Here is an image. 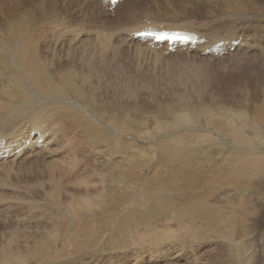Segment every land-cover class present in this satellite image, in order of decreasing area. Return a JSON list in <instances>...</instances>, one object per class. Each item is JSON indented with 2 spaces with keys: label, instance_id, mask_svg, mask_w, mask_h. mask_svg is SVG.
<instances>
[{
  "label": "bare ground",
  "instance_id": "1",
  "mask_svg": "<svg viewBox=\"0 0 264 264\" xmlns=\"http://www.w3.org/2000/svg\"><path fill=\"white\" fill-rule=\"evenodd\" d=\"M89 1L90 4L88 0H0V164L19 160L25 155L50 157L62 151L61 148L65 150V143L62 140L64 136H68V126L72 124L66 122L69 118L82 130L74 135L82 146L86 147L85 140L88 137L91 144L96 146V150L104 154L106 162L96 160L108 168L107 173H101L100 182L108 180L106 176L110 173L114 175L113 167H110L114 165L121 170L120 178L128 179L127 185L123 184L124 188L118 181L122 187L120 191L113 192L112 183H108L104 192L97 191L93 193V196L86 198L88 205H96L98 201L112 205L111 202H117L119 199L122 202L127 201L134 204L135 208L129 211L127 217L117 223V227L119 224H124L126 231H130L131 228L135 229L138 224L149 225L158 216L162 220L172 217L176 225L187 231L185 235L183 234L185 238L176 240V242L183 241L186 244L192 243L196 237L199 241L206 239L220 228L230 226L228 227L230 231L227 236V247L231 253L232 264H259L251 260L255 246L249 234L250 229L255 226L259 227L264 219V90L260 101L255 108L249 110L250 112H244V110L241 112L242 108L236 111L235 108L221 106L215 101H205V91H207L210 78L205 72L203 73L201 68L191 73L179 72L173 85L183 88L179 94L180 97L173 102L157 103L156 112L152 113L155 116L146 117L138 107V103H144L137 98V94H142V92H139V89L134 88L132 84L129 85L127 78L123 76L125 72L121 67L114 65L115 70L123 73H120L118 79L114 81L116 91L122 89V97H126L127 93L128 101H132L136 96L138 103L132 101L136 103V107L129 108L118 104L122 99L120 101L107 100L106 95L99 91L98 85L91 81L93 75H83L78 69L79 65L73 68L62 67L61 62L54 59L53 49L46 47L53 43L50 38L56 43L69 41L71 43L66 42L61 45L77 47L72 42L75 38L79 39V32L76 33L71 29V21L76 22L80 18L77 15L79 12L77 7L84 5L81 12L87 21L100 13L104 14L105 18L111 17L108 16L111 11L107 10L109 4L106 0ZM143 1L120 0L114 5L113 10L118 12L123 5H134L135 8V4L143 3ZM233 1L205 0V3L213 12L228 7ZM236 1L242 7L247 8V12L240 15L239 10L237 13L231 10L223 15L222 21L231 19L236 22L226 26L225 31L224 29L220 32L215 31L214 26H210L205 21L195 23L191 19H185L182 16L180 18L178 14L182 13L181 8L167 11L169 9L163 7V15L147 6L137 13L146 14L143 19L150 22L130 29L127 34L124 33L128 30L127 28L123 26L120 30L122 25L116 24L117 31H121L122 36L120 37L124 38L121 39L122 41L135 43L150 51L160 53L161 56L164 55L163 53H168L166 49L169 44L155 42L156 44L151 47L146 40L152 39L155 36L154 32L175 30L194 32L198 38H203V42L195 45L172 43L177 46L175 52H194L205 58L213 57L202 53L211 46H217L212 52L223 53L230 49L235 41L238 43L234 45L233 51H253L257 44L264 41V32H262L264 7L254 0ZM67 5H73V11L76 10L75 18L67 11ZM101 22L109 24L107 20L101 19ZM246 23L255 30L247 32L246 28L249 25ZM258 23L262 26L260 27ZM54 24L60 27L58 33L49 35L48 31L37 32L39 25L52 27ZM221 26L218 25L220 30ZM151 30L154 32L147 34ZM139 31L142 33L138 34ZM101 34L107 37L103 43L108 46L110 35L103 31ZM143 41H146V45H141ZM217 42L221 43L216 45ZM260 47L264 48V45ZM78 62L80 65L85 64L81 60ZM112 73L115 74L113 70ZM202 74H205V77ZM145 95L152 99L150 93ZM40 107L44 109H38ZM58 119L64 122L60 125L57 123ZM146 120L153 121L151 132L149 126L142 123ZM174 128L177 130H172ZM198 130L212 132L214 135L195 132ZM131 139L137 140L140 144L151 142L158 158L163 160L165 165L167 162L170 170L160 173L161 166L154 167L149 181L146 182L144 178L137 176V169L141 164L137 165L138 162L133 164L128 153L125 154L128 157H124L125 164L120 162L110 164V159L114 158V152L112 153L114 143L120 142L129 146ZM87 146L90 148L88 144ZM141 147L143 144L139 148L142 149ZM141 151L143 152V149ZM201 156L205 159H200ZM133 160L135 161L134 158ZM66 165L70 170H75L72 158ZM141 166L149 168L145 165V167ZM10 168H8L9 171ZM66 168L51 163L46 166V173L43 175H46L45 178L51 188L56 189L48 173L54 171L60 177L58 179L60 183L61 179L64 181L67 179ZM110 180L112 181V178ZM134 180L140 183V186L137 187L136 184L133 187L137 191L136 194L128 192L132 189L130 186ZM121 181L123 183L122 179ZM217 186H223V190L218 191ZM107 189L110 191H106ZM234 190L239 191L243 201L237 206L228 200ZM172 192H174L173 195ZM175 193L181 195L175 196ZM57 196L54 195V197ZM259 201L263 203L260 204ZM231 218L233 219L230 222ZM131 221L136 224H132ZM87 226L90 227V225ZM13 233L18 234L20 231H13ZM15 236L18 238V235L2 236L5 241L0 243V264L47 263L45 255L54 244L51 235L49 238L52 241L42 239L41 234L30 232L24 237L23 244L14 240ZM23 236L21 235L22 238ZM179 248L182 249V254L187 252L184 246L181 245ZM172 253L176 254L175 251ZM149 255H152L150 258L153 259L156 257L155 254ZM81 259L82 256L75 261H82ZM94 259L91 264H96ZM153 263L157 264L155 259Z\"/></svg>",
  "mask_w": 264,
  "mask_h": 264
},
{
  "label": "rangeland",
  "instance_id": "2",
  "mask_svg": "<svg viewBox=\"0 0 264 264\" xmlns=\"http://www.w3.org/2000/svg\"><path fill=\"white\" fill-rule=\"evenodd\" d=\"M254 1L264 7V0ZM174 3L178 5L176 6ZM88 4H90L89 0ZM145 6L163 15V7L164 9H169L167 11L181 8L182 13L178 14L180 18L182 16V18L191 19L195 23L205 21L210 26H214L213 29L218 32L223 31V29L225 31L226 26L236 23L235 20L231 19L222 21L221 17L223 15L231 10L236 13L239 10L240 13L238 14L240 15L247 12V8L239 5L236 0L228 7L213 12L209 10L205 0H144L143 3L138 2L135 4V8L134 5H123L118 12L106 8L111 11L112 15H108L109 17L111 16L110 18H105L104 14L100 13V15L93 16L90 21H87L81 12L84 9V5H82L77 7L79 11L77 15L80 17L79 21H71V29L75 30L76 33L79 32V39L75 38L72 42L77 47L74 45L70 47L61 45L69 41L56 43L51 38L50 40L57 45L54 44V46L53 43H50L46 47H49L50 50L53 49L55 53L54 59H58L62 67L73 68L79 65L78 69L82 71L83 75H93L91 81L98 85L99 91L106 95L107 100L120 101L122 99L118 103L119 105L133 108L138 103L136 96L132 99L136 103H132V101H128L127 93L126 97H122V89L116 91V83L114 81L118 79L120 73H123L115 70L114 65H117L118 68L121 67L123 72L127 74H123L124 78H127V83L129 85L132 84L134 88L142 92V94H137V98H140L139 100L144 103H138V107L141 108L143 115L146 117L155 116L152 113L156 112L157 103L173 102L180 97L179 94L183 88L173 85L179 72L191 73L198 71L199 68L209 76V81H212L211 83L209 82L210 86L207 84L206 90L209 93L205 91L207 94L204 96L205 101H215L221 106L235 108L234 110L236 111L242 108L241 112L243 110L244 112H250L249 110L255 108L264 90V48H259V46L264 45V41L261 44H257L258 46L256 45L253 51L244 50L243 52L241 50L235 52L233 49H228L221 54H210L204 51L203 55L213 56L207 58L199 53H186L185 51L163 53L164 55L161 56L160 53L153 50L150 51L135 43L130 44L122 41L121 39L124 38L120 37L122 36L120 30L123 26L128 29L124 32L127 34L130 29L149 21L143 19L146 14L137 13ZM235 7L237 8L235 9ZM127 8L129 11H127ZM67 11L72 14L73 18L76 17V10L73 11V5H67ZM101 19L107 20L109 24H103ZM116 24L122 25L118 31ZM258 24L260 27L262 26L260 23ZM216 25L217 28H215ZM218 25H222L221 30ZM246 25L249 24L246 23ZM59 29L60 27L56 24L52 25V27L39 25L37 32L44 33L48 31L49 35H52L58 33ZM246 29L247 32L255 30L250 25ZM262 29V32H264V27ZM101 31L110 35L108 46L103 43L107 37L103 36ZM141 43V45L145 44V42ZM78 60L85 62V64L80 65ZM106 67L107 69H105ZM112 70L116 75L112 73ZM205 74H202V76L205 77ZM116 93H118V97H116ZM146 93H150L152 99L146 96ZM96 96L98 95L96 94ZM214 96L219 100L215 99ZM207 97L210 98L208 99ZM126 101H128V105H126ZM145 103L147 105H144ZM38 109H44V107ZM63 122L58 119L57 123L61 125ZM66 122L72 124L68 126L69 137L66 135L62 140L65 143V150L61 148L62 151L51 155L52 157L25 155L19 160L0 164V243L5 241L2 236L13 237L18 235V238L15 236L14 240L19 241V244H23L24 237L30 232L41 234L42 239L48 240H51L49 238L51 235L50 237L53 239L51 241L54 244H52L53 246L50 247L45 255L46 264H91L94 257H97L94 259L96 264H154V259L157 264H232L231 253L227 247V236L230 231L228 227L230 226L220 228L219 231L206 237V239L199 241V238L196 237L197 240L195 239L192 243L186 244L183 241L176 242V240L185 238L184 235L187 231L176 225L172 217L162 220L158 216L149 225L138 224L135 228L136 230L131 228L130 231H126L124 224H119L117 227V223L127 217L129 211L135 208L134 204L127 201L122 202L119 199L117 202L110 201L112 205L100 203V201L96 205H88L86 198L93 196V193L97 191L104 192L103 190L108 187V183H112L113 192L120 191L122 187L118 181L124 188L128 179L120 178L121 170L115 165H109L113 167L114 175L110 173L106 176L108 180L100 182V179H102L101 173H107L108 168L96 160L105 161L104 154H100L96 150V146L91 144L88 137H86V143L84 142L86 147L82 146L79 140L74 137L76 132L82 131L81 128L69 118L66 119ZM152 122V120L142 122L144 125L149 126L150 132L153 130ZM60 125L59 127H61ZM172 130H177V128ZM195 132L209 133L211 136L213 134L203 130ZM134 140H130L129 146L115 142L112 151V153L114 152V158L112 157L109 163L112 165L118 162L125 164L124 157H128L125 155L128 153L131 156L129 159L133 164L138 162L137 165L141 164L149 167L142 168L140 165V168L137 169V176L144 178L146 182L149 181L154 167L157 168L158 166L159 168L161 166L163 169L160 167V173H163L164 170H170L167 162L165 165V162L158 158L151 142H146V144H149L147 146L142 143L143 147L147 148L144 150L141 147L143 153L142 149L139 148L142 144L138 143L137 140H135V143ZM132 143L135 144L133 145ZM87 144L90 148H88ZM203 147H205L204 143ZM119 154L123 156H119ZM71 158L74 160L75 170H70L66 165ZM200 159L204 160L205 158L201 156ZM50 163L58 167H67L66 178L68 180L64 181V179H61L60 183H58L60 177L54 171L48 173L50 179H52V185L56 189L49 186V182L45 178L46 175H43L46 173V166H49ZM8 168H10V171ZM111 178L112 181L110 180ZM138 183V181L134 180L130 186L132 189H129L128 192L136 194L135 192L137 191L133 187L136 184L137 187L138 185L140 186V183ZM216 188L219 189L218 191L223 190V186H217ZM106 191H110V189ZM173 194L174 192H172ZM54 195L58 196L54 197ZM177 195L181 194L175 193V196ZM240 196L239 191L234 190L228 200L237 206L243 202ZM259 203L262 204L263 201H259ZM233 218L229 219V221L231 222ZM131 223L136 224L132 221ZM87 225H90V227ZM190 226L192 227V225ZM13 231H20V233L15 234ZM250 231V239L255 246L251 260L252 262H259V264L262 262L263 264L264 219L259 227H252ZM21 235H24L23 238ZM260 242L261 244H259ZM181 245L187 248L186 253H181L182 249L179 248ZM172 251H175L176 254L172 253ZM148 253L155 254L156 257L154 259L150 258L152 255ZM85 254L88 255L83 256ZM81 256L82 261H75Z\"/></svg>",
  "mask_w": 264,
  "mask_h": 264
},
{
  "label": "snow or ice",
  "instance_id": "3",
  "mask_svg": "<svg viewBox=\"0 0 264 264\" xmlns=\"http://www.w3.org/2000/svg\"><path fill=\"white\" fill-rule=\"evenodd\" d=\"M165 34H161L160 36H157V39L163 38Z\"/></svg>",
  "mask_w": 264,
  "mask_h": 264
}]
</instances>
